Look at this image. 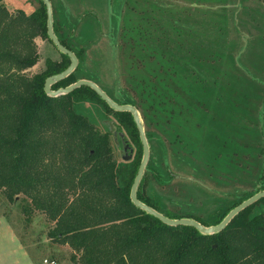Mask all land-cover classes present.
I'll return each mask as SVG.
<instances>
[{"label":"trees","instance_id":"trees-1","mask_svg":"<svg viewBox=\"0 0 264 264\" xmlns=\"http://www.w3.org/2000/svg\"><path fill=\"white\" fill-rule=\"evenodd\" d=\"M154 6H157L158 16L159 12L168 13L169 6L155 0H143L142 8L137 9L133 3L128 8L132 13H142ZM143 16L149 17L129 16L122 34L128 38H124L125 41L132 40L131 48L138 46L153 57L150 66L145 68L147 74L137 79L141 84V101L132 96L111 97L137 106L143 116L147 106L158 113L170 114L171 100L160 88L163 79L156 67L162 64L167 78L178 73L168 67L170 58H165L166 51L172 49L170 45L175 46L172 42L176 43L167 27L178 32L181 26L169 21V25L163 27L161 18L156 25L148 26ZM46 24L43 0L40 7L30 13L24 8L11 11L0 0V188L5 194L12 200L22 195L26 201L22 204L23 210L29 216L35 210L43 212L53 222L48 236L55 243L68 244L76 264H264V196L240 210L221 231L209 234L193 225L167 224L132 202L129 193L143 149L133 115L130 111L110 107L86 84L62 95L48 94L45 90L47 76L61 71L70 62L65 52H60L61 59L48 57L43 70L32 75L27 73L39 60L36 37H48ZM55 28L54 19V31ZM58 37L77 54L79 61L72 73L53 83L52 88L79 79L84 49L75 51L66 36ZM206 39L205 36V41L200 43L194 40L190 49L193 55L187 54L184 63L179 59L175 63L177 67L182 65L186 74L184 77L178 73L181 80L191 83L186 94L215 111L211 117L218 128L213 126L212 144L219 149L235 148L238 145L236 134L248 142L242 130L245 125L232 113L238 105L237 98L231 97L232 88L218 86L223 84L217 82L220 80L217 73L223 69L215 60L217 56L223 58L224 51L213 49ZM206 50L212 51L213 56L195 57L197 52ZM193 64L195 67H191ZM225 94L228 101L222 104ZM86 102L97 105L98 115L116 117L118 128H124L137 145L131 158L115 159L109 131L96 125ZM225 109L228 114L223 115ZM236 121L241 123L238 130ZM233 126L235 130L227 129ZM145 132L147 140H152L154 132ZM157 141L164 159L160 161L150 154L136 194L169 217L193 216L205 225L218 223L229 209L264 188L262 181L260 187L247 190L244 196L224 206L219 205L205 217L191 208L181 213L172 211L161 195L145 188L148 173L163 185L173 179V172L166 164L164 142ZM261 171L260 177L264 178V160Z\"/></svg>","mask_w":264,"mask_h":264},{"label":"rangeland","instance_id":"rangeland-1","mask_svg":"<svg viewBox=\"0 0 264 264\" xmlns=\"http://www.w3.org/2000/svg\"><path fill=\"white\" fill-rule=\"evenodd\" d=\"M3 1L11 11L24 8L28 13L41 5V0ZM50 1L56 34L66 36L75 51L84 48L78 77L93 79L115 99L132 96L141 101V84L137 79L147 74L145 68L153 60L140 47L131 48L132 40L125 41L128 38L122 35L126 19L131 15L149 16L147 19L143 16L148 26L156 25L158 18L163 27L169 25V21L181 26L178 32L167 27L176 43L172 42L175 46L170 45L172 49L166 51L165 59L170 58L168 67L184 77L182 65L177 67L175 62L179 59L184 63L187 54L193 55L190 49L194 40L200 43L206 36V43L210 40L213 49L224 51L225 56H217L215 60L223 69L217 73L220 78L217 82L223 84L218 86L232 88L231 97L238 100L232 113L245 125L242 130L248 142L236 134L238 145L235 148L219 149L212 144L213 126L218 128L211 117L215 115L214 109L193 100L186 94L191 83L182 81L178 73L167 78L164 67L158 64L156 69L163 79L159 85L171 100V113H158L147 106L143 116L139 110L145 131L154 132L153 139L148 140L150 154L160 161L164 159L157 139L164 142L166 164L173 172V179L163 185L148 173L145 188L161 195L172 211L181 213L191 208L205 217L219 205L224 206L244 196L247 190L260 187L264 181L260 177L264 160V0H155L169 6L167 12H171L169 15L159 12L160 16L157 6L146 8L142 13L129 11L132 3L137 9L142 8L143 0ZM36 42L39 60L27 69L29 75L43 70L48 57H62L48 37L38 35ZM211 52L202 51L201 55L197 52L195 57H212ZM225 101H228L226 94L222 104ZM95 106L86 102L96 125L109 131L115 159H124L128 154L131 158L137 145L124 128H118L115 116L102 117ZM228 109L223 115L228 114ZM236 122L237 129L236 126L227 129L238 130L241 123ZM126 141L129 142L127 149L124 148ZM25 202L22 195L10 199L0 188V264H49L45 259L55 260L54 264H76L68 244L55 243L48 236L53 222L39 210L29 216L23 210Z\"/></svg>","mask_w":264,"mask_h":264},{"label":"water","instance_id":"water-1","mask_svg":"<svg viewBox=\"0 0 264 264\" xmlns=\"http://www.w3.org/2000/svg\"><path fill=\"white\" fill-rule=\"evenodd\" d=\"M46 6V19H47V34L48 37H50L57 47V49L60 52H65L70 56V62L69 64L63 68L61 71L57 73H53L47 76L45 80V90L48 94L52 96H58L62 95L63 93H67L72 91V89L76 87H80L82 84H86L90 86L91 88L95 89L98 94L102 96V98L108 103V105L115 110H127L130 111L133 115V119L135 124H137L138 132L140 141L142 142V156L141 161L138 166V169L136 171V174L134 176V181L131 185L129 196L131 197L132 202L140 208L144 209L146 212L151 213L153 215L158 216L162 221H164L167 224L173 225V224H187V225H193L198 230H200L202 233L209 234L213 232H219L225 226H227V223L237 214L240 212V210L244 209L247 205H250L251 203L257 201L258 199L262 198L264 196V188L261 190H258L254 192V194L250 195L249 197L245 198V200L241 201L237 205L233 206L231 209L228 210L227 214L224 216V218L219 221L218 223H211L209 225L203 224L201 221L196 219L195 217H169L165 213H162L161 211L157 210L156 208H153L151 205L147 204L143 200L137 196V187L141 181V177L146 169L147 163L149 162L150 157V143L147 140L146 132H145V125L142 122L140 110L137 106L131 104V103H124L114 100L108 92L103 89L96 81L93 79L87 78V77H80L79 79L57 87L52 88L51 85L59 80H62V78L66 77L72 71L77 67L78 65V56L75 54V52L70 49L68 46H66L59 37L56 35L54 31V19H53V10H52V1L50 0H43ZM129 147V142L126 141L124 144V148L127 149ZM131 155H124V159H129Z\"/></svg>","mask_w":264,"mask_h":264},{"label":"built area","instance_id":"built-area-1","mask_svg":"<svg viewBox=\"0 0 264 264\" xmlns=\"http://www.w3.org/2000/svg\"><path fill=\"white\" fill-rule=\"evenodd\" d=\"M46 262H49V264H54L55 260L48 261V259H45Z\"/></svg>","mask_w":264,"mask_h":264},{"label":"crops","instance_id":"crops-1","mask_svg":"<svg viewBox=\"0 0 264 264\" xmlns=\"http://www.w3.org/2000/svg\"><path fill=\"white\" fill-rule=\"evenodd\" d=\"M66 33L69 34V35L71 34V32H68V31Z\"/></svg>","mask_w":264,"mask_h":264}]
</instances>
